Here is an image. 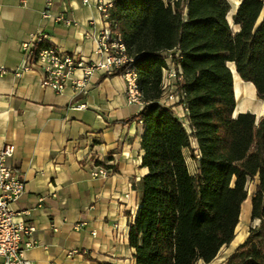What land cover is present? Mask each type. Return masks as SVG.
Returning <instances> with one entry per match:
<instances>
[{"label":"trees","instance_id":"trees-1","mask_svg":"<svg viewBox=\"0 0 264 264\" xmlns=\"http://www.w3.org/2000/svg\"><path fill=\"white\" fill-rule=\"evenodd\" d=\"M230 13L227 0H114L109 12L135 60L144 105L124 122L142 125L147 170L135 186L138 210L128 234L136 264H210L235 239L248 183L257 177L251 218L260 224L226 264H264V117L258 123L251 114L234 117L229 69L235 65L264 101V0H242L232 23ZM50 48L47 40L35 44L32 63ZM168 55L182 71L176 88L187 124L174 107L160 104ZM193 141L200 153L196 176L185 157L190 151L196 160Z\"/></svg>","mask_w":264,"mask_h":264},{"label":"crops","instance_id":"crops-1","mask_svg":"<svg viewBox=\"0 0 264 264\" xmlns=\"http://www.w3.org/2000/svg\"><path fill=\"white\" fill-rule=\"evenodd\" d=\"M227 1L233 17L242 0ZM96 3L54 0L51 19L44 20L47 0H0V70L7 71L0 72V149L5 144L16 148L9 164L25 182L26 192L14 209L29 211L28 224L36 229L37 246L25 254L33 264H136L128 234L138 210L135 186L147 170L141 168L142 125L124 122L138 116L144 105L127 103L120 76L104 79V72L98 71L88 79L86 93L75 91L69 81L59 94L43 87L37 68L25 69V46L40 35L76 61H102L97 51L104 20ZM63 13L72 25L54 23ZM229 69L234 117L251 114L258 123L264 117V101L251 83L241 80L235 65ZM80 77L77 71L72 80ZM179 102L176 86L168 81L160 104L174 107L186 122L187 112ZM192 150L196 160L190 151L185 157L190 175L196 176L200 153L195 141ZM97 163L118 171L106 179L93 178ZM258 184V177L248 183L235 239L210 264H226L259 226L251 218Z\"/></svg>","mask_w":264,"mask_h":264},{"label":"built area","instance_id":"built-area-1","mask_svg":"<svg viewBox=\"0 0 264 264\" xmlns=\"http://www.w3.org/2000/svg\"><path fill=\"white\" fill-rule=\"evenodd\" d=\"M114 0H97L96 9L104 20V29L98 40L97 54L103 57L98 63H85L61 54L57 49L50 48L40 53L38 61L32 63L34 45L45 40L43 36L34 38L33 43L25 46L26 67L37 68L42 74V85L56 93H62L68 82L75 91L86 93L85 87L89 78L96 72H104L105 76L114 74L117 70L124 69L120 76L125 81V98L128 104L142 106V95L138 88V74L134 66V59L127 55L125 45L121 38L114 32L115 25L109 21V12L113 8ZM84 6L90 5V0H83ZM54 0H47L43 19H51V10ZM56 24L70 26L73 22L65 14H60L53 19ZM77 71L81 77L72 80ZM6 74L5 69L0 70ZM182 75L181 68L172 61L171 55L167 56V69L164 71V91L167 82L177 85ZM187 124V121L185 122ZM16 148L12 144H5L0 149V264H33L25 258L26 252L37 246L36 229L28 224L29 211H18L14 204L25 194L26 185L19 174L11 167L9 161L15 156ZM113 170L98 167L92 170L93 178L106 179L113 175ZM123 241L122 236L119 237Z\"/></svg>","mask_w":264,"mask_h":264},{"label":"rangeland","instance_id":"rangeland-1","mask_svg":"<svg viewBox=\"0 0 264 264\" xmlns=\"http://www.w3.org/2000/svg\"><path fill=\"white\" fill-rule=\"evenodd\" d=\"M232 13L230 14V16H229V21L232 23Z\"/></svg>","mask_w":264,"mask_h":264}]
</instances>
